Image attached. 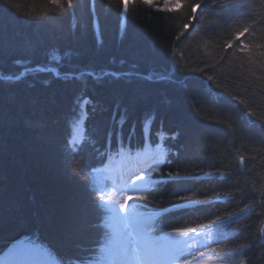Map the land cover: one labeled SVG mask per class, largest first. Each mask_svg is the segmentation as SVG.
Here are the masks:
<instances>
[{
  "label": "trees",
  "instance_id": "obj_1",
  "mask_svg": "<svg viewBox=\"0 0 264 264\" xmlns=\"http://www.w3.org/2000/svg\"><path fill=\"white\" fill-rule=\"evenodd\" d=\"M158 142L132 202L152 236L183 262L264 264V0H0V253L30 235L99 259L96 168Z\"/></svg>",
  "mask_w": 264,
  "mask_h": 264
},
{
  "label": "bare ground",
  "instance_id": "obj_2",
  "mask_svg": "<svg viewBox=\"0 0 264 264\" xmlns=\"http://www.w3.org/2000/svg\"><path fill=\"white\" fill-rule=\"evenodd\" d=\"M81 126H78V130L82 129ZM151 158L152 155L145 157L143 167L126 181H122L124 177L119 175L107 179L105 186L112 208V227L116 236L107 259L101 264H174L168 255L155 250L152 242L145 241L141 231L132 227L133 221L127 209V193L144 188L148 175L155 168V159ZM126 168H129V165ZM0 264L55 263L49 259L41 262L35 248L19 245L0 256Z\"/></svg>",
  "mask_w": 264,
  "mask_h": 264
},
{
  "label": "rangeland",
  "instance_id": "obj_3",
  "mask_svg": "<svg viewBox=\"0 0 264 264\" xmlns=\"http://www.w3.org/2000/svg\"><path fill=\"white\" fill-rule=\"evenodd\" d=\"M156 150H158V151L156 152ZM149 152H151V153H149ZM155 152H156V155H159L161 157V155L163 153V150H162V148L160 146H157V148H154L151 151L147 150L142 155L143 156H146V155H149V154H155ZM157 168H158V166L156 167V170L155 171H157ZM110 175H112V174H109L108 172H104V171L100 172L98 174V178H99L98 184L103 189L105 195H107L106 201L108 203L109 208L111 209V206L109 204L110 199H109L108 191H107V189L105 187L106 180L108 179V177ZM152 179H153V174L148 178V184L147 185H149L151 183ZM111 211H112V209H111ZM131 211H132V209H131ZM133 217H131V218L133 219L132 221L134 222L135 220H134ZM109 221H110V226L112 228V214H111V217H110V220ZM138 229H141V228H138ZM114 232H115V230H114ZM115 234H116V232H115ZM155 247H156V249L158 251H163L164 253L170 254L171 255V259L174 261V263L175 264H179L177 261H175L176 260L175 259V251H176V249L174 247L170 246L169 243L166 242V243L158 244V245H155ZM45 260H43V261H45Z\"/></svg>",
  "mask_w": 264,
  "mask_h": 264
},
{
  "label": "snow or ice",
  "instance_id": "obj_4",
  "mask_svg": "<svg viewBox=\"0 0 264 264\" xmlns=\"http://www.w3.org/2000/svg\"><path fill=\"white\" fill-rule=\"evenodd\" d=\"M134 0H118V3L122 6L123 10L125 12H127L129 10V5L131 3H133ZM69 3H71V0H69ZM145 4H152L153 0H144ZM197 7H199V5H197ZM185 27H187V25H185ZM248 31V29L245 27L243 29H241L239 32H237L235 34L236 38L239 39L240 37H242L246 32Z\"/></svg>",
  "mask_w": 264,
  "mask_h": 264
}]
</instances>
